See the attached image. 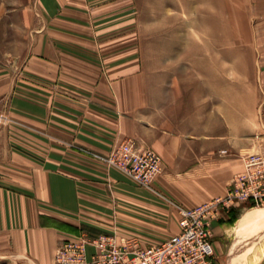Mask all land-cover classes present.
Here are the masks:
<instances>
[{"label": "crops", "instance_id": "crops-1", "mask_svg": "<svg viewBox=\"0 0 264 264\" xmlns=\"http://www.w3.org/2000/svg\"><path fill=\"white\" fill-rule=\"evenodd\" d=\"M36 6L27 57L0 68L1 254L53 264L60 243L100 235L159 246L180 232L177 207L224 196L241 156L264 151V79L237 69L217 100H192L149 44L140 0ZM127 138L162 159L152 190L100 159ZM244 208L213 223L214 264Z\"/></svg>", "mask_w": 264, "mask_h": 264}, {"label": "rangeland", "instance_id": "rangeland-1", "mask_svg": "<svg viewBox=\"0 0 264 264\" xmlns=\"http://www.w3.org/2000/svg\"><path fill=\"white\" fill-rule=\"evenodd\" d=\"M141 3L149 44L165 52L164 68L181 80L182 93L192 91V100L205 95L217 100L227 89L222 81L231 85L237 69L241 77L264 79V0ZM36 5L37 0H0V68L13 71L27 57L33 34L43 26ZM139 14L134 9V17ZM244 207L230 224L221 264H264V204ZM250 211L259 220L240 225ZM0 264L26 263L0 253Z\"/></svg>", "mask_w": 264, "mask_h": 264}, {"label": "built area", "instance_id": "built-area-1", "mask_svg": "<svg viewBox=\"0 0 264 264\" xmlns=\"http://www.w3.org/2000/svg\"><path fill=\"white\" fill-rule=\"evenodd\" d=\"M100 159L148 190L163 171L160 156L133 138ZM241 160L243 170L232 178L224 196L194 209L177 207L180 232L161 245L141 247L136 240L117 242L105 235L80 237L60 243L53 264H214L213 223L240 206L264 204V151L245 154ZM88 245L94 248L91 255Z\"/></svg>", "mask_w": 264, "mask_h": 264}, {"label": "bare ground", "instance_id": "bare-ground-1", "mask_svg": "<svg viewBox=\"0 0 264 264\" xmlns=\"http://www.w3.org/2000/svg\"><path fill=\"white\" fill-rule=\"evenodd\" d=\"M258 218H260V216L258 215V213H255L254 211H250V213H247L244 217H243V221L241 220L240 225H242V223H249L252 221H256L259 220ZM233 261V259H232ZM235 261V258H234ZM237 261V260H236Z\"/></svg>", "mask_w": 264, "mask_h": 264}, {"label": "trees", "instance_id": "trees-1", "mask_svg": "<svg viewBox=\"0 0 264 264\" xmlns=\"http://www.w3.org/2000/svg\"><path fill=\"white\" fill-rule=\"evenodd\" d=\"M231 214H232V216L230 218V223L234 222V220H235L234 218H235V215L237 214V212L233 211Z\"/></svg>", "mask_w": 264, "mask_h": 264}]
</instances>
